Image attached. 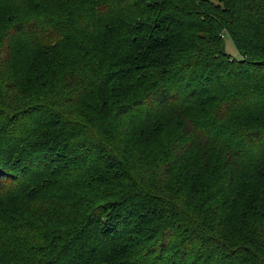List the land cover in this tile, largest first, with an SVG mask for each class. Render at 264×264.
Instances as JSON below:
<instances>
[{"label":"trees","instance_id":"1","mask_svg":"<svg viewBox=\"0 0 264 264\" xmlns=\"http://www.w3.org/2000/svg\"><path fill=\"white\" fill-rule=\"evenodd\" d=\"M0 264H264V0H0Z\"/></svg>","mask_w":264,"mask_h":264},{"label":"rangeland","instance_id":"2","mask_svg":"<svg viewBox=\"0 0 264 264\" xmlns=\"http://www.w3.org/2000/svg\"><path fill=\"white\" fill-rule=\"evenodd\" d=\"M223 38H224L223 40H224V49H225V51L228 52L229 54H231L234 57H238V54H237V52L235 50V47L232 44L229 36L225 34Z\"/></svg>","mask_w":264,"mask_h":264}]
</instances>
